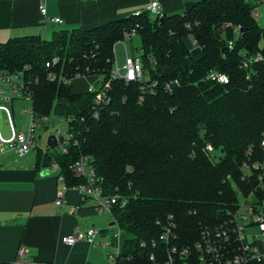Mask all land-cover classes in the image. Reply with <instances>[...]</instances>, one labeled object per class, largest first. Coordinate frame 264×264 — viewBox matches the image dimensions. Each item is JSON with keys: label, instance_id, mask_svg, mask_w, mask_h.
Returning a JSON list of instances; mask_svg holds the SVG:
<instances>
[{"label": "trees", "instance_id": "1", "mask_svg": "<svg viewBox=\"0 0 264 264\" xmlns=\"http://www.w3.org/2000/svg\"><path fill=\"white\" fill-rule=\"evenodd\" d=\"M255 1L199 0L183 14L143 13L61 30L50 40L0 43V70L23 72L35 120L52 111L73 135L66 153L55 151L59 144L37 149V167L57 164L73 188L86 178L70 167L88 157L104 193L118 197L111 216L125 239L115 264H167L171 245L192 248L202 229L223 224L237 209L239 196L264 199V30L253 19L261 4ZM131 28L140 39L143 77L112 80L115 44ZM212 71L228 83L210 82ZM82 76L110 81L97 118L95 95L72 90ZM168 222L176 234L171 245L160 240Z\"/></svg>", "mask_w": 264, "mask_h": 264}, {"label": "crops", "instance_id": "2", "mask_svg": "<svg viewBox=\"0 0 264 264\" xmlns=\"http://www.w3.org/2000/svg\"><path fill=\"white\" fill-rule=\"evenodd\" d=\"M152 1L159 3L163 14L177 15L199 0H0V43L30 36L50 40L61 30L91 29L128 18ZM55 18L61 22H53ZM1 88L0 106L10 109L12 119L16 107L23 112L31 108L29 101L6 86ZM57 175L49 167H37V150L18 157L7 146L0 148V264H11L20 247L27 250L24 264H108L109 253L121 252L125 235L113 238L111 214L109 223L106 212H97L93 200L80 202L78 190L67 188ZM59 190L65 199L60 206L55 204ZM91 227L100 232L95 245L81 241L67 246L62 242L74 230Z\"/></svg>", "mask_w": 264, "mask_h": 264}, {"label": "built area", "instance_id": "3", "mask_svg": "<svg viewBox=\"0 0 264 264\" xmlns=\"http://www.w3.org/2000/svg\"><path fill=\"white\" fill-rule=\"evenodd\" d=\"M260 3H264V0H258ZM40 12L45 14L44 7L40 8ZM143 13H147L152 17H162L161 7L158 2H150L144 10H138L132 14L133 17H138ZM257 14V12H255ZM53 22L60 23L59 18L53 19ZM136 36L134 28L124 30L122 33V39L117 43H122L125 47L124 42L131 40ZM233 46L232 42L228 43V47L231 49ZM260 59L259 56L255 60ZM57 59H53L51 64L47 63L46 67L50 68L51 65L57 63ZM23 72L9 73L0 70V94L3 93L2 86H6L13 93L23 97L25 100H31L30 93L22 81ZM57 75L53 72L48 74V79L54 81L57 79ZM143 77L142 65L138 55L129 56L127 48L125 47V61L122 67H119L114 61L113 68L110 72V78L112 80H123L125 82L139 81ZM78 78H87L85 76ZM92 78V77H91ZM210 82L219 85H225L228 83V77L224 74L210 72L207 76ZM176 83V82H174ZM110 81L101 84V80L97 77L94 78V83L88 84L86 91L95 95L94 103L95 110L93 115L97 118V112L99 107L104 103L109 102L107 96V90L109 89ZM172 83H166L165 89L171 90ZM6 100H10L6 98ZM0 111L4 112L8 124L12 129V136L8 140H4L0 137V148L7 146L8 149L13 150L17 153L18 157H22L29 153L33 149L38 148L35 143V137L33 135L36 125V120L33 116L32 109H25L31 116L29 130L26 133L15 132L13 126V119L11 111L4 105L0 106ZM46 118H42L38 122H44ZM65 120V119H64ZM66 121V120H65ZM67 122V121H66ZM57 137V136H56ZM73 138L72 133H68L67 138L58 140L64 142L62 150L60 152L66 153V144ZM57 144V145H58ZM264 149V140L261 142ZM211 150L209 146L206 147ZM52 170L58 173L57 164H52L50 167ZM72 172L77 177H85V184L75 186L79 192L80 202L87 200H93L95 209L97 212H106L111 214L112 207L118 203L117 196H109L104 193V189L101 185V179L95 175L93 168L90 166V160L88 157H81L79 160L73 163L70 167ZM253 169L257 170L258 165H253ZM249 168L245 165L244 171L248 174ZM58 181L64 184L63 177L58 176ZM64 194L62 190L56 193L55 204L60 206L64 203ZM121 205H125V201L121 202ZM251 227H256L258 232H251ZM100 232L96 228H88L85 231L74 230L72 234L64 236L62 242L67 246H72L78 242L85 241L90 245H95L96 237ZM122 235L121 230L115 225L113 231V238H120ZM176 234L174 232V224L168 222L164 228L160 240L166 244L171 245V242L175 239ZM100 245L105 246L104 242ZM27 250L20 247L17 251V257L11 264H24L25 254ZM120 255V251L115 250L107 255L108 264H115L117 257ZM185 260L183 264H248L250 262H260L264 260V199L257 200L253 195L242 197L241 202L237 209L228 213L227 220L214 228H205L201 230L200 240H198L192 248L179 249L175 245H171L168 250V262L167 264H175L176 260ZM182 264V263H181Z\"/></svg>", "mask_w": 264, "mask_h": 264}, {"label": "rangeland", "instance_id": "4", "mask_svg": "<svg viewBox=\"0 0 264 264\" xmlns=\"http://www.w3.org/2000/svg\"><path fill=\"white\" fill-rule=\"evenodd\" d=\"M254 5H256L255 0H250ZM257 12V14H255ZM253 19L255 20L256 24L259 25L264 30V3H261L256 6L255 10H253ZM125 47L127 48V52L129 56H136L138 49L140 47V39L138 36H134L131 40H126L124 42ZM260 45H264V39L261 41ZM125 47L122 43H116L114 47V55L116 64L119 67H122L125 61ZM90 82H93L92 79L89 78H75L72 80V90L75 93H83ZM94 83V82H93ZM17 109V110H16ZM15 113L13 114V122L15 131L26 133L29 130V123H30V115L28 113H24L23 111H18L16 107ZM47 127L48 129L45 130L44 128ZM35 137V143L37 144L38 148L45 150L47 148V138L50 135H55L57 137L61 136L64 139L67 138V122L60 117L53 115L52 111L46 118L44 122L36 121L35 130L33 133ZM64 142L60 143L57 148L55 149L56 152L62 150ZM36 149L30 151V153H34ZM220 153L216 154V157H219ZM242 197L239 196V202H241ZM109 219V223L111 222V215L109 213L105 214ZM251 232H258L256 227H251ZM124 236V235H123ZM122 236V237H123ZM123 240V238H122Z\"/></svg>", "mask_w": 264, "mask_h": 264}, {"label": "water", "instance_id": "5", "mask_svg": "<svg viewBox=\"0 0 264 264\" xmlns=\"http://www.w3.org/2000/svg\"><path fill=\"white\" fill-rule=\"evenodd\" d=\"M240 31L242 32V30L240 29ZM45 130H47L48 128L45 127ZM12 136V129L11 126L8 124V122L6 120L3 119L2 113L0 111V137L4 140H8L10 139ZM63 137L59 136L56 137L55 135H50L47 138V147L48 148H54L57 146L58 144V140H62Z\"/></svg>", "mask_w": 264, "mask_h": 264}]
</instances>
